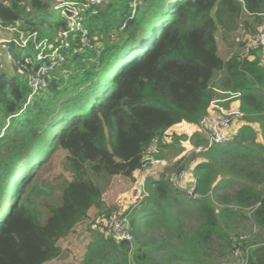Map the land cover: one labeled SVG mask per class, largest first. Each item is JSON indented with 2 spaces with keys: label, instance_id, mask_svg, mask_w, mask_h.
<instances>
[{
  "label": "trees",
  "instance_id": "obj_1",
  "mask_svg": "<svg viewBox=\"0 0 264 264\" xmlns=\"http://www.w3.org/2000/svg\"><path fill=\"white\" fill-rule=\"evenodd\" d=\"M86 2L0 0V26L36 33L55 46L68 24L54 7ZM243 14L259 24L264 0H104L81 9L78 20L92 48H82L77 33L69 35L64 64L31 97L36 52L31 43H4L13 69H0V264H46L65 256L61 243L86 224L92 207L97 219L117 214L102 201L111 178L132 179L154 139L162 141L175 124H198L210 103L222 99L220 92L239 93L246 122L234 142L167 164L157 178L146 176L147 196L129 215L131 247L101 223L87 225L90 241L79 264H227L234 244L246 249L237 232L246 221L260 237L245 264H264V144L251 125L259 124L264 140V50L229 54L241 28L255 40L256 27ZM160 145L156 156L164 160L168 144ZM56 149L65 152L71 177L39 180ZM186 171L200 198L172 186L170 176ZM189 215L192 226L183 220ZM156 235L165 240H152Z\"/></svg>",
  "mask_w": 264,
  "mask_h": 264
},
{
  "label": "built area",
  "instance_id": "obj_2",
  "mask_svg": "<svg viewBox=\"0 0 264 264\" xmlns=\"http://www.w3.org/2000/svg\"><path fill=\"white\" fill-rule=\"evenodd\" d=\"M102 1L104 0H87L85 4L80 6L76 3H64L55 6L54 10H60L61 15L65 18L68 24L66 30L57 33L55 37L57 44L55 46L48 45L47 39L39 40L36 33H31L25 36L19 34L15 27L0 26L3 31L11 35V38L9 39L0 40L2 46L7 42H12L18 47H25L27 44L31 43L36 52V59L40 61L38 70L30 79V85L32 88L30 97L42 88L44 85V78L48 77L53 69L64 64L65 56L61 51L68 47L69 35L77 33L81 47L84 49L92 48L91 41L87 37L86 31L78 20V17L81 9L99 5ZM13 33H18V37L13 38ZM254 44L255 47H261L262 50H264V23L255 37ZM220 94L222 95V99L213 100L210 103L211 108L209 109V114L198 122V126L201 125L203 128L205 143L201 148L198 147V149L201 150L197 149L195 152L206 151L210 147L216 145L233 143L240 128L239 126L242 125H238L237 128L235 127V122L237 121L239 123V121L243 119V114L239 112V110L234 112H231V110L225 111L223 107L218 104L237 99L239 93L220 92ZM161 142H165L164 138H162V141L159 138L154 139L143 155L141 169L137 172V175L134 177L135 180L130 187L131 203L128 210L125 213H117L111 215L107 219H101L105 232H107L116 242H126L130 244V247L133 243V228L130 223L129 215L134 208L141 205L143 199L147 196V192L144 190V179L148 176L149 169H157L167 165L164 160L156 156L160 152ZM170 182L173 187L183 190L186 195L192 199L201 197L194 190L195 180L193 178L189 179L190 185L186 186L183 175L177 176L173 174L170 178ZM122 210L124 211V209ZM98 220L99 219H97L96 222H98ZM236 245L238 244L233 245V250Z\"/></svg>",
  "mask_w": 264,
  "mask_h": 264
},
{
  "label": "rangeland",
  "instance_id": "obj_3",
  "mask_svg": "<svg viewBox=\"0 0 264 264\" xmlns=\"http://www.w3.org/2000/svg\"><path fill=\"white\" fill-rule=\"evenodd\" d=\"M243 19L251 22L253 27L255 29L254 36L258 34L259 30L262 28V25L264 23V15L261 17L260 23L256 24L252 19L246 18V15L241 16ZM252 30V28H250ZM242 28L237 31L238 35V40L235 39L236 36H234L235 42H234V49L230 54H233L235 52V49H238V54L244 55L245 53H248V51L253 48L254 49V40H251V37L249 35L243 34ZM0 35L3 36V34H6L7 32L3 31L0 28ZM9 34V33H8ZM234 35V34H232ZM7 36V35H5ZM8 39V36L5 37ZM10 38V37H9ZM248 41V43L245 44L244 48H241L239 50V44ZM219 43H221L219 39ZM224 48V47H223ZM6 53H4V52ZM220 55L223 57V54L220 53ZM261 56V63L264 65V51L263 54H260ZM11 60L9 59V55H7L6 48L0 44V69L5 71V72H11L12 71V65L10 64ZM58 70V69H57ZM232 101V100H231ZM231 101H225L222 103H218L219 106H222L225 111L231 110V112L237 111L238 108L235 109V107L232 104ZM229 107L233 106L234 108L230 107L228 109L227 103H229ZM211 108V107H210ZM248 119V118H247ZM246 119H242L239 121V123L236 121L235 122V127L237 128L238 125H241ZM249 121H247L248 123ZM252 127L254 130L257 132L256 138L259 143L264 144V140L261 134V129L259 127V124L255 121L251 123ZM240 127V126H239ZM186 128V127H185ZM170 128L163 132V138L166 144L168 145H163L162 151H161V157L165 160L166 164H172L173 162L179 160V159H184L183 162L187 163L191 160H196V156H198L199 152L197 151L198 147L201 148V146H204V144L197 146L198 141H203L205 134L203 133V128L201 125L195 126L194 131H189L187 128ZM235 128V129H236ZM177 137L179 140L177 142H173L174 138ZM201 150V149H198ZM202 152V151H200ZM65 161V152L61 149H56V152L52 154L51 158L49 159V162L47 165L38 173L37 178L39 180L41 179H47L49 181H52L53 183H60L63 179H69L71 177L70 173L65 171L63 167V163ZM164 171L163 167H159L157 169H149L148 170V175L152 177H159V175ZM137 175V171H136ZM135 175V176H136ZM183 177L185 178L186 186L190 185L189 179L192 177L190 176L189 172H184L182 174ZM172 176V175H171ZM170 176V178H171ZM186 176V177H185ZM139 177V176H138ZM135 179L132 176V179L124 177V176H115L111 178L108 186L104 189V192L102 194V201L104 205H114L117 210V213H125L129 205L131 203V189L130 187L132 186V183ZM124 209V211L122 210ZM98 209L96 207H92L89 210L90 216L89 220L84 224L83 226H90L96 227L98 223L102 224L101 219L97 220V213ZM247 212H250V210H246ZM183 220L186 221V224L189 226H192L195 224L194 217L192 215H189ZM103 225V224H102ZM237 232L241 234V237L239 238V242H241L242 246H245V250L241 249L239 244L234 247V250L232 252L229 251L228 255L226 256V263L227 264H245L246 263V257H247V251L250 249V246L254 244V242L258 241L260 237V233L257 231V229L254 227L251 221H246L240 225V227L237 229ZM259 235V237H258ZM152 240H155L157 242L165 240V238L161 237L160 235H156L151 237ZM218 244H220L218 242ZM79 245V244H78ZM221 245V244H220ZM79 253H77L76 258L79 259L82 254V246L80 245ZM166 254V253H163ZM175 264H188L185 261H179Z\"/></svg>",
  "mask_w": 264,
  "mask_h": 264
},
{
  "label": "crops",
  "instance_id": "obj_4",
  "mask_svg": "<svg viewBox=\"0 0 264 264\" xmlns=\"http://www.w3.org/2000/svg\"><path fill=\"white\" fill-rule=\"evenodd\" d=\"M247 18V17H246ZM1 34V33H0ZM7 35L8 36V39L9 37L11 38V35L6 33V34H3V36L0 35V40L1 39H6L5 36ZM13 36V35H12ZM221 43L219 44V49H223V41L220 39ZM4 52V51H3ZM5 53V52H4ZM231 53V52H230ZM229 53V54H230ZM6 54V53H5ZM8 55V54H7ZM231 55V54H230ZM231 101V100H230ZM232 102V104H230ZM231 102L227 103L228 105V109L230 107L234 108H239V101L237 99H233ZM229 104L230 105H233V106H230L229 107ZM197 126V124H188V123H185V122H181V123H178V124H175L171 127H169L168 129L170 128H177V129H180V128H187L190 132L191 131H194V127ZM185 128V130H186ZM167 129V130H168ZM165 133V132H164ZM137 172H139V170H136ZM136 171L133 173V178L135 177L136 175ZM189 172V171H188ZM89 216H90V213H88ZM98 215V211L96 213V216ZM98 217V216H97ZM90 241V235L88 233V231L86 230V227L84 226H81L79 227L75 234L68 240V241H65V242H62L61 243V246L62 248L66 249L65 251V256H63L61 259L59 260H52L46 264H79V261L80 259H77L76 258V255L77 253H79V247L80 245L82 246V249H84V246ZM79 244V245H78ZM84 251V250H83ZM83 251H82V254L81 256L83 255ZM67 252V253H66Z\"/></svg>",
  "mask_w": 264,
  "mask_h": 264
}]
</instances>
